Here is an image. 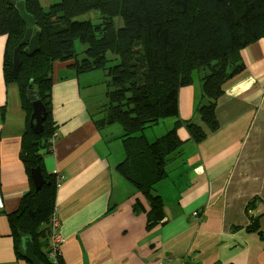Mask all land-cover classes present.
I'll return each instance as SVG.
<instances>
[{
  "label": "trees",
  "instance_id": "1",
  "mask_svg": "<svg viewBox=\"0 0 264 264\" xmlns=\"http://www.w3.org/2000/svg\"><path fill=\"white\" fill-rule=\"evenodd\" d=\"M17 2L35 23L25 44L26 25ZM90 12L92 16L82 17ZM117 16L122 23L116 24ZM0 35L7 37L4 80L17 85L27 117L20 159L29 188L18 209L8 214L11 235L18 257L25 258L22 244L29 238L36 257L52 264L60 180L44 160L58 136L52 108L54 63L77 75L91 70L103 74L105 99L92 121L97 130L121 126L125 156L116 170L147 201L148 207L137 197L132 208L134 214L145 213L151 229L167 222L160 186L184 153L177 130L184 126L197 145L219 129V98L226 83L245 70L240 51L264 37V0H59L48 8L40 0H0ZM196 82L201 92L194 117L182 119L179 90ZM30 96L42 104L38 133L31 126ZM167 117L175 118L173 125L148 138L149 128ZM258 204L263 212L254 214ZM245 209L250 217L245 229L264 236V199L253 195ZM55 257L62 262L60 251Z\"/></svg>",
  "mask_w": 264,
  "mask_h": 264
},
{
  "label": "crops",
  "instance_id": "2",
  "mask_svg": "<svg viewBox=\"0 0 264 264\" xmlns=\"http://www.w3.org/2000/svg\"><path fill=\"white\" fill-rule=\"evenodd\" d=\"M6 40L0 35V264H30L16 254L8 218L29 181L20 159L26 112L17 85L6 84L3 76ZM240 53L245 70L219 98V129L196 145L184 126L178 128L184 153L160 186L167 222L151 229L145 213L132 208L137 197L148 207L145 198L116 170L125 156L121 126L97 130L92 121L105 99V91L94 90L103 74L77 75L54 63L58 136L44 161L63 175L56 195L62 264H264V236L245 229L246 202L253 195L264 199V37ZM200 92L199 82L179 90L182 119L194 117ZM169 119L163 120L167 128L175 120ZM154 128L148 138L160 135ZM252 212H263V205Z\"/></svg>",
  "mask_w": 264,
  "mask_h": 264
},
{
  "label": "water",
  "instance_id": "3",
  "mask_svg": "<svg viewBox=\"0 0 264 264\" xmlns=\"http://www.w3.org/2000/svg\"><path fill=\"white\" fill-rule=\"evenodd\" d=\"M16 7L18 8L22 21L26 25V31L23 40L21 41V44H25L30 40L31 35L35 32V23L33 20V17H31L29 14L26 13L23 3L22 2H17ZM32 101V106H33V111H32V116H31V121H32V127L35 132H40L42 130V104L41 101L36 99V97H29ZM35 120V121H34ZM37 188L39 186L37 185ZM23 248V255L25 259L29 261L30 264H44L41 262L35 254V249H34V244L29 238H25L22 244Z\"/></svg>",
  "mask_w": 264,
  "mask_h": 264
},
{
  "label": "rangeland",
  "instance_id": "4",
  "mask_svg": "<svg viewBox=\"0 0 264 264\" xmlns=\"http://www.w3.org/2000/svg\"><path fill=\"white\" fill-rule=\"evenodd\" d=\"M57 1H59V0H40L42 6H43L44 8H48L50 4L55 3V2H57ZM92 15H93L92 12H90V13H88V14L83 15L82 17H83V18H87V17H90V16H92ZM115 22H116V24L122 23V19H121V17H120V16L115 17ZM79 49H80V48H79ZM91 71H92V70H91ZM95 71H97V70H95ZM95 71H93V72H95ZM83 73H84V72H83ZM94 90H95L97 93H100L101 90H102L103 93H104V91H105V83L102 82V83L95 84V88H94ZM100 95H101V94H100ZM52 108H53V107H52ZM96 117H98V115H97ZM170 118H171V117H170ZM165 120H170V119H169V117H167V118H165ZM116 124H118V123H116ZM119 126H120V125H119ZM152 128H153V127H152ZM152 128H150V129H152ZM168 129H169V128L166 127V124L163 123V121H161V122H160V123L154 128V131H156L158 134L162 135V134H164ZM118 140H122V139L120 138V139H118ZM123 159H124V157H123ZM123 159H122V160H123ZM122 160H121V161H122ZM121 161H120V162H121ZM146 202H147V201H146Z\"/></svg>",
  "mask_w": 264,
  "mask_h": 264
},
{
  "label": "built area",
  "instance_id": "5",
  "mask_svg": "<svg viewBox=\"0 0 264 264\" xmlns=\"http://www.w3.org/2000/svg\"><path fill=\"white\" fill-rule=\"evenodd\" d=\"M63 175H59V179H62ZM4 208V198L2 196L1 193V189H0V211H2ZM59 218L58 216L55 214V217L52 219V225H53V234H52V246H53V251L51 252V257L53 258V264H62L61 260L57 259L55 257V252L58 250L60 251V244L62 241V237L58 232V227H59Z\"/></svg>",
  "mask_w": 264,
  "mask_h": 264
},
{
  "label": "bare ground",
  "instance_id": "6",
  "mask_svg": "<svg viewBox=\"0 0 264 264\" xmlns=\"http://www.w3.org/2000/svg\"><path fill=\"white\" fill-rule=\"evenodd\" d=\"M53 251V250H52ZM53 264V263H52Z\"/></svg>",
  "mask_w": 264,
  "mask_h": 264
}]
</instances>
